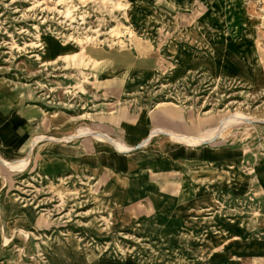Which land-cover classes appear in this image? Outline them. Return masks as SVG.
<instances>
[{"label": "rangeland", "instance_id": "1", "mask_svg": "<svg viewBox=\"0 0 264 264\" xmlns=\"http://www.w3.org/2000/svg\"><path fill=\"white\" fill-rule=\"evenodd\" d=\"M0 80L24 88L32 112L22 152L7 159L18 168L0 159V193L20 208L0 221L38 247V264L241 262L239 244L213 251L206 240L224 228L248 238L264 218V0H0ZM137 120L131 139L121 123ZM170 148L221 155V178L245 184L215 180L202 233L169 235L151 204L109 194L115 174L165 185ZM61 149L104 153L110 166L54 170Z\"/></svg>", "mask_w": 264, "mask_h": 264}, {"label": "crops", "instance_id": "2", "mask_svg": "<svg viewBox=\"0 0 264 264\" xmlns=\"http://www.w3.org/2000/svg\"><path fill=\"white\" fill-rule=\"evenodd\" d=\"M208 68H212L210 62H208ZM132 73L135 75L136 70H133ZM26 99L27 93L24 88L0 80V159L3 158L7 162H11L7 159L22 152L23 139L27 136L26 134L31 133L28 128V120L31 118L32 112L21 105ZM136 123H139L138 120L131 123H121L127 126L128 137L131 139L142 134V132L130 129V125ZM155 131L158 130H152V133ZM151 138L152 134L150 133L144 139L143 144L147 145ZM128 144L129 149L131 148L130 145H134L132 142H128ZM167 151L168 156L163 158L162 161L160 160L161 164L165 166L163 170L168 171L162 174L165 175L162 178L166 181L165 185H156L154 182L157 179L152 176V173L134 174L129 179L128 184L122 182L121 175L115 174L109 178V194L114 203L123 207H132L140 202L151 204L154 211L160 214L159 217L162 220V226L160 227L169 235L194 228H197V231L201 230L202 233L206 229V225L210 226V223H212L209 217L204 216L203 211L209 210L213 206L215 180L221 182L225 187H230L233 183L236 187V184L240 183L239 188L243 189L245 184L242 185L234 173V179L231 178L232 181L234 180L233 182L226 183V179L230 176L226 175V178H221V172L214 167L215 163L230 164L221 155L211 156L207 150L201 153L199 150L192 148H188V150L170 148ZM150 153V155H157L154 150H151ZM58 157L57 169L54 170L59 171H90L97 174L110 166L109 159L101 152L83 155L78 158L72 150L61 149ZM139 158L140 156L130 158L131 167H137ZM10 167L16 169L13 166ZM179 169L185 171L170 172V170ZM2 187L0 178V192ZM10 199L0 193L1 216L7 212L19 211L20 208L8 207ZM14 225H16L15 222L5 223V221H0V228H4L3 233L0 231V264H38L39 261L36 255L38 247L33 242L9 236L15 229ZM257 230L255 234L252 233L248 238L243 237L241 233L232 231L230 228H224V230L218 231L217 234L208 232L209 237L206 244L210 245L214 251L217 246L226 244L234 246L233 244L237 243L241 247V251L244 249L246 251L245 255H242L239 264H264V218L262 219V225ZM4 235H7L8 242ZM244 238L246 239L244 240ZM249 240L251 242H248ZM84 264H87V262Z\"/></svg>", "mask_w": 264, "mask_h": 264}, {"label": "bare ground", "instance_id": "3", "mask_svg": "<svg viewBox=\"0 0 264 264\" xmlns=\"http://www.w3.org/2000/svg\"><path fill=\"white\" fill-rule=\"evenodd\" d=\"M177 135V134H176ZM177 138V137H176ZM181 138V137H180ZM179 138V139H180ZM178 139V140H179ZM190 139V138H189ZM175 140V139H174ZM182 140V139H181ZM115 144L118 146V148L120 149V150H124V149H126V148H128V146L125 144V143H123V142H120V141H117V142H115ZM2 159V161H4V163L5 164H8L9 166H13L14 168H18V166H19V164L17 163H14V162H7V161H5V160H3V158H1ZM24 161V160H23Z\"/></svg>", "mask_w": 264, "mask_h": 264}]
</instances>
